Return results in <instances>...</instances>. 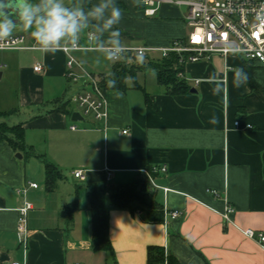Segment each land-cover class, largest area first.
I'll list each match as a JSON object with an SVG mask.
<instances>
[{
    "label": "crops",
    "instance_id": "obj_1",
    "mask_svg": "<svg viewBox=\"0 0 264 264\" xmlns=\"http://www.w3.org/2000/svg\"><path fill=\"white\" fill-rule=\"evenodd\" d=\"M116 1L124 4L116 27L125 46H165L190 31L188 11L183 16L179 7L164 5L148 17L133 0ZM26 37L31 46L33 37ZM23 52L34 53L33 58ZM94 52L74 55L86 64ZM37 64L42 72L34 71ZM114 66L98 75L107 76ZM243 67L264 90V68L236 57L185 65L184 78L195 92L184 95H167L156 73H138L124 91L108 90L104 123L82 116L73 121L57 110L59 101H68L71 85L63 51L0 52V79L5 74L10 79L0 109L15 111L5 121L23 124L27 146L18 159L7 142L0 144V264H148L151 246L163 247L179 264H264V246L239 230L264 233V99L247 82L235 85V72ZM69 109L76 111L73 103ZM44 160L68 174L53 192L45 187ZM147 166H166L153 177L164 221L150 223L142 211L114 209L109 216L112 251L94 250L89 187L104 180L131 183ZM78 170L83 171L80 179L73 175ZM21 188L26 195L17 194ZM77 196L80 208L67 232L60 212ZM25 200L34 206L27 249L17 235V210ZM227 205L235 209L228 224L223 219ZM172 211L182 216L171 219Z\"/></svg>",
    "mask_w": 264,
    "mask_h": 264
},
{
    "label": "built area",
    "instance_id": "obj_2",
    "mask_svg": "<svg viewBox=\"0 0 264 264\" xmlns=\"http://www.w3.org/2000/svg\"><path fill=\"white\" fill-rule=\"evenodd\" d=\"M144 13L148 17H153L158 10L164 6L185 7L188 11L186 23L190 29L185 38L173 39L165 46L146 45L140 47H126V51L114 60L116 63L123 59L136 57L137 59L146 57L168 58L176 55L180 65L210 61L214 57L227 59L236 57L237 59L250 63H257L264 68V23L258 19V15L264 14V0H141ZM24 49L38 50L35 41L31 46L27 45V37L24 34H15L10 38L0 41V52L17 51ZM67 55V78L69 83L77 87L76 92L68 99L76 107V111L82 117H92L97 121L106 123L109 118V102L107 90L101 86L99 76L89 73L84 69L74 53L79 51H96L94 45L89 43L87 33L81 35L78 46L68 45L62 48ZM35 72H42L43 66L37 64ZM184 77L183 73H179ZM238 125V123H237ZM251 128V126H248ZM76 130V126L71 127ZM106 130V128H104ZM129 132L124 130L122 134ZM157 171L165 172L166 166L154 167ZM147 175L154 189L153 176L148 170ZM76 179L83 177V171L73 172ZM107 178L111 172L107 170ZM29 188H38L37 183H29ZM165 191H168L166 189ZM27 189L17 190L18 195H26ZM211 193L218 197L216 191ZM34 206L29 201H24L18 212L17 235L20 244L27 249L29 241L28 217ZM167 212V211H166ZM235 213L231 205H227L223 213L225 222L232 223L230 216ZM171 219L182 216L180 211L168 213ZM239 230L248 238L258 241L264 246V233H258L253 229ZM10 264H21L12 262Z\"/></svg>",
    "mask_w": 264,
    "mask_h": 264
},
{
    "label": "trees",
    "instance_id": "obj_3",
    "mask_svg": "<svg viewBox=\"0 0 264 264\" xmlns=\"http://www.w3.org/2000/svg\"><path fill=\"white\" fill-rule=\"evenodd\" d=\"M70 1V4L74 2V0ZM140 1L138 4L136 3L137 8H143ZM84 2L86 10L92 6L91 0H84ZM116 4L119 7L124 5L119 1H116ZM241 69H244V67ZM153 70L157 75L158 84L164 88L167 95L177 96L191 93L192 87L184 77L179 76V73L184 74V66L180 65L176 55H170L168 58H161L160 56L142 59L136 57L126 58L115 64L112 71L114 77H109V75L97 76L100 77L101 86L104 90L124 91L128 87L129 79L135 80L138 73ZM244 71L248 77L247 84L264 99V90L260 89L247 70L244 69ZM110 78L116 80L114 88L109 87L107 84ZM70 104L69 100H61L58 102L57 110L72 116L74 111L69 109ZM13 114H15V111H2L0 109V144L7 142L15 152L24 153L27 146L23 124L10 125L5 121ZM43 163L45 166L46 190L53 192L57 188V183L64 178V175L51 162L44 160ZM153 169L152 166L146 167V170L155 177L156 173ZM150 187L152 185L144 172L139 173L128 184L113 185L104 180L100 184H93L89 187L87 201L92 215V246L94 250L112 251L109 235V216L114 209H128L132 212L142 211L150 223L164 221V206L154 198L155 193H148ZM79 208L80 203L77 196L73 203L65 205L61 210L60 218L64 221L67 232L71 231L75 213ZM148 264H179V262L175 257L167 256L163 247L151 246L148 248Z\"/></svg>",
    "mask_w": 264,
    "mask_h": 264
},
{
    "label": "clouds",
    "instance_id": "obj_4",
    "mask_svg": "<svg viewBox=\"0 0 264 264\" xmlns=\"http://www.w3.org/2000/svg\"><path fill=\"white\" fill-rule=\"evenodd\" d=\"M122 18L123 11L116 0H99L87 10L84 0H74L71 4L66 0H0V41L22 27L31 33L39 51L55 52L68 45L78 46L86 32L94 50L116 60L126 51L121 31L116 27ZM258 19L264 23V14L258 15ZM95 62L99 64L100 57ZM108 75L114 77L113 73ZM247 79L244 69L236 70L237 87ZM107 84L114 88L115 78L108 79Z\"/></svg>",
    "mask_w": 264,
    "mask_h": 264
},
{
    "label": "rangeland",
    "instance_id": "obj_5",
    "mask_svg": "<svg viewBox=\"0 0 264 264\" xmlns=\"http://www.w3.org/2000/svg\"><path fill=\"white\" fill-rule=\"evenodd\" d=\"M70 0H66V3H69L70 4ZM181 9V14L183 16H186L187 14V9L185 7H180ZM189 31V30H188ZM19 33H23L25 35H29L31 34L29 31H25L22 27H18L13 34H19ZM3 54V52H2ZM24 55L30 57V58H33V54L32 52H23ZM76 55L79 54V53H75ZM92 55V58L90 60H88V62L86 64H82L86 70L88 72H92V73H95L96 75H98L100 72H103L102 70L107 66L109 67L110 65L112 66V64H116L115 61L113 60H108L107 58H105L104 54L103 53H100V52H94L91 54ZM90 55V56H91ZM3 56V55H2ZM97 57H100V60L102 63H99L97 64L95 61H96V58ZM110 64V65H109ZM112 68L109 67V70H111ZM1 70V69H0ZM155 72V71H154ZM6 73V72H5ZM148 73L150 74H153V71H148ZM10 86V79L8 78V76L5 74L4 77L2 79H0V96L6 91L7 88H9ZM74 86H71L69 85L68 89H67V96H66V99L70 98L72 96V94L74 93ZM67 99V100H68ZM10 124L11 121H9ZM74 125H77L79 126L81 124V122H74L73 123ZM64 175L68 176L67 173H63Z\"/></svg>",
    "mask_w": 264,
    "mask_h": 264
},
{
    "label": "water",
    "instance_id": "obj_6",
    "mask_svg": "<svg viewBox=\"0 0 264 264\" xmlns=\"http://www.w3.org/2000/svg\"><path fill=\"white\" fill-rule=\"evenodd\" d=\"M1 75H2V73L0 72V78H1ZM191 92H195V89H192ZM81 119H82V117H81V115H80L78 112H74V113L72 114V120H73V121H79V120H81ZM16 157H17L18 159H22L23 156H22L21 153H17V154H16ZM148 193H150V194L155 193V189H154L153 187H150V188L148 189Z\"/></svg>",
    "mask_w": 264,
    "mask_h": 264
}]
</instances>
